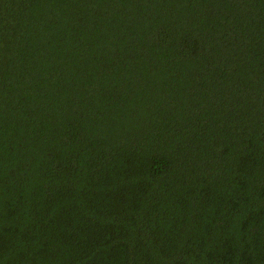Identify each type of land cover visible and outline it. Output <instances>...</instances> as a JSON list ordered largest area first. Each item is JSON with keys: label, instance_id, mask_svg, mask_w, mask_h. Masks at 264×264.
<instances>
[{"label": "trees", "instance_id": "trees-1", "mask_svg": "<svg viewBox=\"0 0 264 264\" xmlns=\"http://www.w3.org/2000/svg\"><path fill=\"white\" fill-rule=\"evenodd\" d=\"M0 264H264V0H0Z\"/></svg>", "mask_w": 264, "mask_h": 264}]
</instances>
